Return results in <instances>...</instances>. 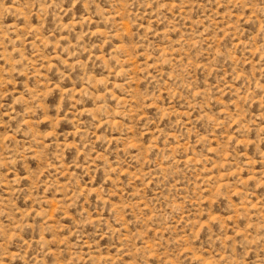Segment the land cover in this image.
<instances>
[{
  "label": "rangeland",
  "instance_id": "1",
  "mask_svg": "<svg viewBox=\"0 0 264 264\" xmlns=\"http://www.w3.org/2000/svg\"><path fill=\"white\" fill-rule=\"evenodd\" d=\"M0 264H264V0H0Z\"/></svg>",
  "mask_w": 264,
  "mask_h": 264
}]
</instances>
